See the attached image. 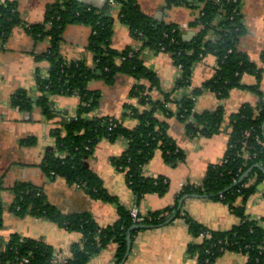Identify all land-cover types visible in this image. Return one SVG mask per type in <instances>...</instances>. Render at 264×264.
I'll list each match as a JSON object with an SVG mask.
<instances>
[{"label":"trees","instance_id":"obj_1","mask_svg":"<svg viewBox=\"0 0 264 264\" xmlns=\"http://www.w3.org/2000/svg\"><path fill=\"white\" fill-rule=\"evenodd\" d=\"M242 0H165L166 7L197 9L199 15L188 24L198 28L192 40L186 41L180 27L173 22L157 21L144 14L137 0H107L103 9H95L78 0H55L48 5L41 24L28 25L27 34L35 41H48L46 52L35 55L48 64L47 76L41 73L36 78L39 91L34 100L25 91L11 96L12 107L30 112L36 105L45 110L48 119L57 121L59 116L51 99L61 96H78L80 104L76 115L65 121L55 122L60 127L50 130L53 145L47 148L39 168L51 177L63 178L67 184L81 188L88 197L106 203H117L103 187L101 180L87 166L86 159L101 139L115 141L122 137L127 142L125 152L112 160L115 169L124 174L128 189L139 206L146 195L163 196L168 182L160 176H145L143 168L160 151L166 163L175 165L185 159V154L175 146L167 134V124L156 114L161 112L171 117L169 104L177 107L176 116L190 136L211 137L220 132L225 117L222 107L213 111H194V102L203 91L225 99L232 89H247L256 94L255 105L243 104L227 118L228 144L218 164L211 165L200 185L185 186L184 195L205 196L225 204L239 218L237 226L227 231L207 229L188 216L184 219L190 234L203 239L189 246V254L199 264H211L227 252H235L247 258L246 264H264V218L253 219L245 213L247 200L258 192L264 183V98L260 87V71L245 53L238 49L246 29L240 14ZM119 6L118 19L128 28L131 38L140 43V49L126 47L118 52L110 45L113 32L112 5ZM86 25L90 36L86 49L92 55L91 64L83 61L66 62L60 57L59 46L62 34L69 25ZM21 25L16 0H0V41L6 42L16 26ZM211 36V37H210ZM167 53L174 65L179 67L180 77L174 89L161 100L153 101L150 92L158 86L154 73L148 70L141 59V50ZM217 61L215 75L190 94L172 99V95L190 87L191 67L207 55ZM123 73L136 83L130 96L138 107L129 106L128 116L137 120L133 129L125 128L116 119L91 115L98 103V95L88 88L93 79L111 83L115 75ZM244 75H253L257 83L244 86ZM33 138L21 144L32 146ZM248 174L244 177V174ZM243 177V178H242ZM10 191L13 202L9 211L18 218L32 216L56 223L67 231L81 233L82 240L72 244L70 257L56 258L55 250L39 240L22 238L11 234L0 238V264H87L110 243L117 246L116 264H121L127 252V234L133 225L139 229L155 227L167 222L166 213L172 209L142 214V222H135L128 210L117 204L118 220L105 228L98 226L85 213L62 214L47 200L42 188L30 183H16ZM238 200L240 203L238 204ZM3 206L0 198V229L3 227ZM138 230H131V236Z\"/></svg>","mask_w":264,"mask_h":264},{"label":"crops","instance_id":"obj_2","mask_svg":"<svg viewBox=\"0 0 264 264\" xmlns=\"http://www.w3.org/2000/svg\"><path fill=\"white\" fill-rule=\"evenodd\" d=\"M78 1L95 9H103L107 4V0ZM54 2L55 0H16L17 12L21 21H24L23 25L16 26L5 43L0 41V198L4 221L0 238L6 240L15 233L22 238L39 240L51 246L56 258L61 261L70 257L72 244L81 242V233L67 231L46 219H35L32 216L18 218L11 214L9 207L14 198L10 188L14 184L24 182L40 187L48 202L62 214H88L102 228L112 226L118 220L117 204L130 210L135 206V198L128 189L124 174L117 171L112 163L127 148V142L122 137L115 141L101 139L86 159L89 169L101 180L106 191L116 198L117 203L93 200L78 186L69 185L60 177L47 176L39 168L47 148L54 142L50 137V130L60 127L55 122H63L76 115L80 104L78 96L51 99L55 112L59 115L57 121L48 119L45 110L36 105L30 112H22L11 105V96L17 91L27 92L34 102L40 94L36 78L39 73L47 76L49 64L44 59H37L35 55L46 52L48 41L35 42L27 34L25 26L41 24L46 7ZM137 2L141 11L152 19L176 23L184 40L190 41L196 35L198 28H190L188 24L199 15V7L176 10L167 8L165 0ZM110 14L113 16L111 47L118 52L126 47L140 49V43L131 38L128 28L118 19L119 6L112 5ZM240 14L246 32L239 41L238 49L260 71L258 85L264 98V0H242ZM190 33L193 35L188 37ZM89 36L90 28L86 25L67 26L59 46L60 57L66 62L83 61L90 65L92 55L86 49ZM141 59L158 80V86L150 92L151 100H161L174 89L180 70L164 52L154 53L143 49ZM216 68V58L211 54L194 63L191 67L190 88L175 92L172 99L201 87L215 75ZM135 83L132 77L123 73L115 75L111 83L101 79L90 81L88 88L98 95L97 106L91 115L113 118L127 129L135 128L137 120L127 114L129 106L139 108L137 101L130 96ZM256 83L253 75H244L241 79L244 86ZM257 102L256 94L247 89H232L223 100H219L211 92L203 91L195 99L194 111H213L222 107L225 117L220 132L207 138L193 137L187 133L185 125L176 116L177 107L174 103L168 105L171 117H166L161 112L156 114L160 121L167 124L168 136L185 154V159L172 165L166 163L160 151H157L143 168L145 176L163 177L169 186L163 196L146 195L139 206L140 213L147 214L167 208L172 209V212L166 213L167 222L162 225L137 229L131 236L130 252L121 264H199L188 250L191 244L199 243L200 239L190 234L184 217L188 216L214 231H227L239 224V218L220 201L195 194L179 195L185 186L200 185L207 169L221 161L229 139L227 118L243 104L255 105ZM28 138L35 139L36 143L32 146L22 145V140ZM262 186L245 204V213L253 219L264 218V183ZM261 225L264 227V223ZM116 249V244H108L90 258L87 264H116ZM246 261L247 258L240 253L227 252L211 264H246Z\"/></svg>","mask_w":264,"mask_h":264},{"label":"water","instance_id":"obj_3","mask_svg":"<svg viewBox=\"0 0 264 264\" xmlns=\"http://www.w3.org/2000/svg\"><path fill=\"white\" fill-rule=\"evenodd\" d=\"M193 35V33H190L189 35H188V37H191ZM248 172H249V170L244 174V177L248 174ZM243 178V177H242ZM261 186V188L263 187L262 185H260ZM260 188V187H259ZM184 199V197L183 198H181V200L179 201V205H181V202H182V200ZM180 209V206L178 207V210ZM138 228H142V226H137V225H134V226H132V228L130 229V231L128 232V234H127V252H126V256H125V258L128 256V254H129V252H130V249H131V234H130V232H131V230H133V229H138Z\"/></svg>","mask_w":264,"mask_h":264},{"label":"built area","instance_id":"obj_4","mask_svg":"<svg viewBox=\"0 0 264 264\" xmlns=\"http://www.w3.org/2000/svg\"><path fill=\"white\" fill-rule=\"evenodd\" d=\"M140 46H141V44H140ZM178 69H179V67H178ZM188 88H190V87H188ZM188 88H187V89H188ZM191 91H192V90H190L188 94H190ZM219 163H220V162H219ZM138 212H139V209H138L137 207H133V208L131 209V216H132V218L134 219L135 222H142V221H143V218H142V217H138ZM203 236H204V235H200V237H199L200 240L203 239Z\"/></svg>","mask_w":264,"mask_h":264},{"label":"rangeland","instance_id":"obj_5","mask_svg":"<svg viewBox=\"0 0 264 264\" xmlns=\"http://www.w3.org/2000/svg\"><path fill=\"white\" fill-rule=\"evenodd\" d=\"M175 9L176 8V10H184L185 8H183V7H172L171 9ZM199 10V9H198ZM22 20V19H21ZM24 22V21H23ZM23 22L21 21V25H23ZM200 239V238H199ZM201 241V240H200ZM125 259V258H124ZM124 259L121 261V263L124 261Z\"/></svg>","mask_w":264,"mask_h":264}]
</instances>
